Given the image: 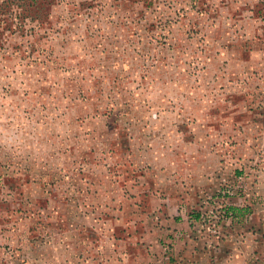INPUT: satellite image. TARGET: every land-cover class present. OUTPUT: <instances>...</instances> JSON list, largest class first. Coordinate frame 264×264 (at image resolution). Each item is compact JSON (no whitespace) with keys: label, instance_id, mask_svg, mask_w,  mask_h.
Here are the masks:
<instances>
[{"label":"rangeland","instance_id":"1","mask_svg":"<svg viewBox=\"0 0 264 264\" xmlns=\"http://www.w3.org/2000/svg\"><path fill=\"white\" fill-rule=\"evenodd\" d=\"M263 167L264 0H0V264H224Z\"/></svg>","mask_w":264,"mask_h":264},{"label":"crops","instance_id":"2","mask_svg":"<svg viewBox=\"0 0 264 264\" xmlns=\"http://www.w3.org/2000/svg\"><path fill=\"white\" fill-rule=\"evenodd\" d=\"M257 193L261 197L262 205L256 209L248 225L244 223L239 224L238 222H227L222 224V227H224V242L222 241V244L224 243V249H231L228 255L224 257V264H264V250L263 252H256L261 244H263L264 248V171L261 172L259 176ZM196 221L195 219L193 222ZM191 223L190 221V224ZM239 231H241V233ZM257 235H259V238H257ZM234 240L237 241L238 244L235 245V243H233V245H231V242H234ZM201 242H204V248L211 246V242H209L207 237L192 241V253L189 254L191 264H203L207 260V258H202L205 255L201 254L200 250H195L197 247L200 248ZM208 261H211V259Z\"/></svg>","mask_w":264,"mask_h":264},{"label":"trees","instance_id":"3","mask_svg":"<svg viewBox=\"0 0 264 264\" xmlns=\"http://www.w3.org/2000/svg\"><path fill=\"white\" fill-rule=\"evenodd\" d=\"M201 218H202V215H201V214H200V215L198 214V215L195 216V219H196L197 221H201Z\"/></svg>","mask_w":264,"mask_h":264},{"label":"clouds","instance_id":"4","mask_svg":"<svg viewBox=\"0 0 264 264\" xmlns=\"http://www.w3.org/2000/svg\"><path fill=\"white\" fill-rule=\"evenodd\" d=\"M10 146V145H9Z\"/></svg>","mask_w":264,"mask_h":264}]
</instances>
